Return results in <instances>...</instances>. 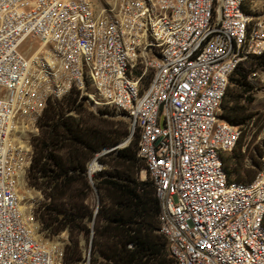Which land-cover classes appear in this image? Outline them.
I'll return each mask as SVG.
<instances>
[{"label":"built area","instance_id":"2783aa9c","mask_svg":"<svg viewBox=\"0 0 264 264\" xmlns=\"http://www.w3.org/2000/svg\"><path fill=\"white\" fill-rule=\"evenodd\" d=\"M245 2L0 0V264H63L25 207L21 139L72 89L137 133L175 264H264V156L248 183L222 164L241 133L219 116L228 79L264 58V13ZM251 76L264 93V67Z\"/></svg>","mask_w":264,"mask_h":264},{"label":"trees","instance_id":"16d2710c","mask_svg":"<svg viewBox=\"0 0 264 264\" xmlns=\"http://www.w3.org/2000/svg\"><path fill=\"white\" fill-rule=\"evenodd\" d=\"M249 63L264 67V58ZM251 91L240 65L229 77L220 108L221 119L242 126L243 134L252 114L242 102L249 101ZM103 113L90 111L76 89L47 102L30 142L26 172L28 185L45 200L36 219L50 237L67 234L63 264H79V236L88 240V264H175L158 232L160 208L152 181L140 176L145 165L137 156L138 135L102 154L130 134L129 120L113 121ZM241 139L231 155L222 156V164L228 181L248 183L255 172L241 177ZM98 154L100 170L89 179L88 163Z\"/></svg>","mask_w":264,"mask_h":264},{"label":"rangeland","instance_id":"374dc122","mask_svg":"<svg viewBox=\"0 0 264 264\" xmlns=\"http://www.w3.org/2000/svg\"><path fill=\"white\" fill-rule=\"evenodd\" d=\"M106 2H112V0H92L93 6L97 12L100 11L102 8V5ZM246 7L248 9L253 10L256 13H264V0H246L245 2ZM257 69V66L254 64L253 66L249 62H245L242 65L243 72L246 73V79L248 83L252 86V91L250 94V99L248 102H242L245 106L248 108V112L252 114L251 120L249 122V125L243 134V127L238 126L240 128V137L241 139V150L240 153L242 155V178L246 179L248 178V175H251L255 172H257L260 164H261V158L264 156V93L256 89L255 82H253V78L251 76V73ZM150 75H148V78ZM229 83V79H228ZM87 93H91V90L89 89ZM87 106L89 107L90 111H93L94 113L98 114V111H104L103 116L104 118L116 121V120H127V117L124 113L117 112L114 109L107 107V106H96L92 103L87 101ZM222 110L220 108L219 116L221 117ZM73 115V114H72ZM129 133L131 131V126L129 124L128 127ZM136 132H133L131 138ZM37 134L33 130H29V132L23 131L22 136V143L25 146H29V149H31V139L35 137ZM130 138V139H131ZM127 139L122 141L120 144H123V146L127 145L129 142H126ZM119 144V145H120ZM235 151H238L236 149ZM232 152V151H231ZM231 152L225 154V155H231ZM91 164L95 165V162L93 159L89 161L88 165L90 167ZM233 166V165H232ZM96 169V165H95ZM94 170L91 169V171ZM96 171V170H95ZM93 173L90 175V178L92 177ZM141 179H147L149 178L148 174L144 172V170L141 171ZM29 191V192H27ZM21 195L25 198V207L27 210L31 213L34 221V226L37 231L38 239L42 241H46L49 243H55L58 246H60L63 254L64 249L67 245L70 244V241L67 237V234L65 232H62L61 234L57 236L50 237L46 233H43V230L41 229V224L36 219V213L37 209L39 208L40 204L42 202H45V200L42 198L39 194L38 190L30 187L26 180V172L24 174L22 185H21ZM42 194V193H41ZM79 249H80V261L79 264H85L87 256H89L88 253V240L87 238H84L82 236H79ZM63 259V258H62Z\"/></svg>","mask_w":264,"mask_h":264},{"label":"water","instance_id":"95a60500","mask_svg":"<svg viewBox=\"0 0 264 264\" xmlns=\"http://www.w3.org/2000/svg\"><path fill=\"white\" fill-rule=\"evenodd\" d=\"M131 136H132V134H129V137L127 138V140L125 141V143H126V142H129ZM121 146H123V144H120V145H117V146H115V147H113V148L107 149V150L104 151L102 154L107 153V152H109V151H111V150H113V149L119 148V147H121ZM98 156H99V155H98ZM98 156H96V157L94 158V160H93V161L95 162L96 167H100L99 163L97 162V158H98ZM94 170H95V169H94ZM94 170H93V171H90V170H89V165L87 166V175H88L89 179H90V175L94 172Z\"/></svg>","mask_w":264,"mask_h":264},{"label":"bare ground","instance_id":"6f19581e","mask_svg":"<svg viewBox=\"0 0 264 264\" xmlns=\"http://www.w3.org/2000/svg\"><path fill=\"white\" fill-rule=\"evenodd\" d=\"M93 168L95 169V165L94 164H91L90 167H89V170L91 171V169H93Z\"/></svg>","mask_w":264,"mask_h":264}]
</instances>
